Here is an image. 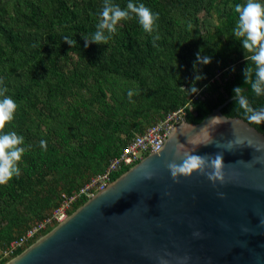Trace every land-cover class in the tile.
<instances>
[{"label": "trees", "instance_id": "trees-1", "mask_svg": "<svg viewBox=\"0 0 264 264\" xmlns=\"http://www.w3.org/2000/svg\"><path fill=\"white\" fill-rule=\"evenodd\" d=\"M134 2L159 14L155 47L135 18L120 22L108 45L85 47L82 34L95 31L103 0H0V78L18 105L4 131H16L31 146L20 162L21 176L0 185V250L45 220L63 194L73 195L104 172L137 134L168 113L186 107V118L198 123L234 97L236 86L254 108L264 107V97L244 83L248 61L233 36L234 7L245 0ZM114 3L125 8L128 0ZM64 36L77 46L64 43ZM201 48L211 63L194 67ZM196 75L205 78L195 81ZM193 83L200 91L190 96L185 89ZM222 111L244 118L235 98ZM252 125L264 133V122ZM87 199L80 197L69 213ZM6 261L0 253V264Z\"/></svg>", "mask_w": 264, "mask_h": 264}, {"label": "water", "instance_id": "water-1", "mask_svg": "<svg viewBox=\"0 0 264 264\" xmlns=\"http://www.w3.org/2000/svg\"><path fill=\"white\" fill-rule=\"evenodd\" d=\"M233 98L198 123L185 117L158 152L144 156L4 264H162L160 258L168 264H264V163L246 164L264 155V133L223 113ZM214 117L221 119L210 123ZM235 138L261 151L246 143L232 151L214 143ZM210 139L213 143L202 144ZM178 141L195 155L222 153L226 183L214 186L199 173L175 183L166 163L177 159Z\"/></svg>", "mask_w": 264, "mask_h": 264}, {"label": "clouds", "instance_id": "clouds-1", "mask_svg": "<svg viewBox=\"0 0 264 264\" xmlns=\"http://www.w3.org/2000/svg\"><path fill=\"white\" fill-rule=\"evenodd\" d=\"M234 11L238 14L236 26L233 29V36L238 40L245 53V60L248 61L247 66L243 69L244 83L250 86V92L256 97H264V0H245L243 4H236ZM99 22L96 24L95 31L91 34H82L85 41V47L91 44L108 45L113 35L117 32V25L122 21H127L135 18L143 31L152 35L153 46H156V41L160 39L157 33L158 13H153L152 10L143 3H135L134 0H128L125 8L114 3V0H103L102 8L99 13ZM191 27V25H189ZM156 33L155 35H153ZM63 42L70 45L72 48L77 46V41L69 36L63 37ZM203 48L196 54L194 67L198 65H208L211 63V57L203 55ZM205 77L196 75L195 81H200ZM185 89V88H184ZM189 95L198 94L200 89L193 83L189 89H185ZM8 88L4 86V80L0 78V185H7L14 178L21 176L20 162L23 155L29 150L30 145L25 146V138L17 134L16 131H7L5 128L15 118L18 105L14 99L7 95ZM236 109L242 110L244 119L248 124H261L264 122V107L253 108L250 105L246 91L241 86H236L233 89ZM128 99L130 102H135L132 97L135 93L129 90ZM220 117H214L210 123ZM202 128L204 131L207 126ZM189 144L193 143V138H189ZM213 143L212 139L202 143L204 145ZM217 148H222L232 151L239 146L245 145L255 148L258 152L261 148L252 141H245L240 138L221 143L214 142ZM40 147L47 151V141L41 140ZM185 145L179 141L176 144L177 159L166 163V167L171 175L172 180L179 184L181 177L189 178L194 173L206 176L209 181L215 186L217 183L221 185L226 183L224 173L223 154L216 153L215 155H195L193 150H184ZM264 163V155L254 156L253 160L246 163L251 166L252 163ZM147 179H152V174H149ZM220 198H226L224 193H218ZM264 224V220L261 221ZM247 232L248 229L244 228ZM194 236L200 237L201 233L195 232ZM162 264H168L166 260L160 258ZM189 257H184L182 260L186 262Z\"/></svg>", "mask_w": 264, "mask_h": 264}, {"label": "built area", "instance_id": "built-area-1", "mask_svg": "<svg viewBox=\"0 0 264 264\" xmlns=\"http://www.w3.org/2000/svg\"><path fill=\"white\" fill-rule=\"evenodd\" d=\"M187 116L186 107L170 112L163 119L149 126L143 133L137 134L123 150V152L110 160L106 170L92 177L81 189L71 196L63 194V199L52 213L37 224L33 225L19 239L14 240L6 249L1 250V259L13 257L20 247H27L43 230L54 227L64 220L74 203L83 195L88 198L104 189L113 181V174L124 167H131L149 153L158 152L165 144L169 134L176 124ZM41 236V235H40ZM39 236V237H40ZM37 237V238H39Z\"/></svg>", "mask_w": 264, "mask_h": 264}, {"label": "rangeland", "instance_id": "rangeland-1", "mask_svg": "<svg viewBox=\"0 0 264 264\" xmlns=\"http://www.w3.org/2000/svg\"><path fill=\"white\" fill-rule=\"evenodd\" d=\"M53 210H54V209H53ZM69 214H70V213H69ZM57 224H58V223H57ZM57 224H56V225H57ZM0 252H1V250H0ZM10 258H12V257H8V259H10Z\"/></svg>", "mask_w": 264, "mask_h": 264}]
</instances>
